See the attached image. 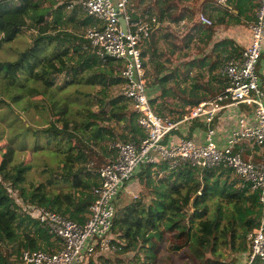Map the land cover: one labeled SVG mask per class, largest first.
<instances>
[{"label": "trees", "instance_id": "16d2710c", "mask_svg": "<svg viewBox=\"0 0 264 264\" xmlns=\"http://www.w3.org/2000/svg\"><path fill=\"white\" fill-rule=\"evenodd\" d=\"M79 1L0 0V52L3 45L15 41L24 31L37 33L35 43L20 53L17 60L0 63V81L7 93H15L11 97L13 102L24 100L26 95L42 100V96L47 95L53 101L48 107L51 119L43 131L45 137L41 138L40 132L32 128L24 132L32 131L36 138L34 152L48 149L56 164V167H48L51 175L46 183L29 194L23 184L27 182L30 164L24 161L13 164V151L8 146H0V264H22L23 251L53 253L59 249L58 240L30 216L25 206H20L19 198L13 196L14 191L19 192L25 205L34 204L83 225L95 201L93 189L100 184L99 168L117 158L112 145L117 142L140 144L147 137L138 125L137 113L122 94L106 100L98 92L100 106L99 111L94 112L90 108L91 93L77 90V86H89L93 90L97 86L123 83L122 76L115 75L114 65L119 62L109 60L103 64L93 51L83 50L86 40L80 31L93 25L94 20L77 6L70 11L67 9L71 2ZM252 2L229 0V5L233 3L242 12ZM156 3L162 14L161 22L169 19L179 23L191 17L192 11L182 5V0H157ZM156 3L151 1L147 10ZM24 9L29 11L25 20L8 16ZM222 23L220 16L207 31H213L214 26ZM220 46L214 49L215 54L191 63L190 68L197 71L195 81L203 79L204 68L215 72L211 78L220 82L224 90L226 79L216 72L223 66L225 50ZM181 67L154 83L164 86L178 78ZM61 75L72 78L61 86L57 83ZM186 77L184 82L189 78ZM71 87H76L75 96L69 93ZM198 90L194 86L187 92L182 91L186 98L176 109L163 104L158 111L154 109L155 101L149 99L158 115L165 116L164 111H169L174 121H180L184 117V106L206 101L198 97ZM169 92L165 90L162 96H169ZM79 95L85 96L87 101L74 113L72 105L81 102ZM187 125L190 134L181 136ZM191 128L205 131L199 119L181 124L171 135L192 140ZM43 141H47L46 146H42ZM257 149L264 153V149ZM161 174L164 179L159 178ZM134 181L141 183L143 193L116 207L113 231L121 242L118 252L109 257L95 255L88 264H158L164 244L169 245L171 253L185 251L190 264H236L237 260H223V250H230L241 259L249 253L248 236L260 228L264 206L258 193L244 186L232 170L200 171L188 165L171 170L166 163H160L156 167H143L129 184ZM24 220L26 230L21 232L18 224ZM32 228L33 233L27 234ZM253 264H264V261L258 259Z\"/></svg>", "mask_w": 264, "mask_h": 264}, {"label": "built area", "instance_id": "2783aa9c", "mask_svg": "<svg viewBox=\"0 0 264 264\" xmlns=\"http://www.w3.org/2000/svg\"><path fill=\"white\" fill-rule=\"evenodd\" d=\"M129 3L130 0H80L69 4L67 9L70 11L77 6L94 20L83 36L86 40L83 49L93 51L103 63L113 60L122 65V95L137 113L138 125L147 137L140 144L117 142L112 145L117 158L98 170L100 184L93 189L95 201L85 224L24 204L28 213L58 240L59 249L53 253L23 251L22 264H88L95 255L116 254L121 245L113 231L117 200L147 166L166 163L171 170L185 165L200 171L230 169L244 186L258 193L264 206V161L256 163L244 157L245 151L264 149V92L257 72L264 48V0H257L255 20L249 25L250 45L238 57H225L220 71L226 79L224 90L212 99L185 107L180 121L158 115L150 103L142 50L151 38L152 20L149 15L135 18L128 11ZM215 4L227 9L230 6L229 0H215ZM192 23L214 25L213 20L200 11ZM187 24V20L180 22L183 28ZM240 105L254 108V125H247L241 119L238 130L231 133L226 144L217 143L215 122L218 116L223 110ZM199 119L205 126L203 144L171 135L181 124ZM132 197L136 199L137 195ZM248 242L250 251L242 264H253L258 259L264 261V217L260 228L249 234Z\"/></svg>", "mask_w": 264, "mask_h": 264}, {"label": "crops", "instance_id": "0c3cea01", "mask_svg": "<svg viewBox=\"0 0 264 264\" xmlns=\"http://www.w3.org/2000/svg\"><path fill=\"white\" fill-rule=\"evenodd\" d=\"M151 1L157 2V0H130L128 11L135 18H143L149 15L152 20V35L148 43L143 47L142 55L144 58L147 91L150 99L155 101L154 109L159 111L160 106L163 104L169 109H176L178 106H182L184 98H186L182 95V91L187 92L194 86L199 88L197 95H199L198 97H202V100H209L220 94L223 91V85L211 78L215 72L212 73L208 71V68H204L201 71L203 79L195 81L194 75L197 71L195 68L191 69L190 64L215 54L214 49L217 45H221L220 49L225 50L223 62L226 56H240L251 42L249 25L255 20L257 0H253L252 5L247 6L245 9L243 8L242 12L241 10H237L233 3L230 4L229 9L224 7L222 9L216 6L215 0H182V5L192 11L191 17L186 19L188 21L186 28L180 26V22L174 23L169 19H164L161 22L159 18H161L162 14L157 3L151 10H147ZM199 11L205 13L215 23L221 16L223 17V23L214 26L213 31H207V26L192 23L195 14ZM173 12L177 13L178 10H174ZM179 66H182V72L177 73L178 78L172 79L164 86L154 83L156 80L174 73ZM221 68L216 69L217 74H220ZM257 72L261 88L264 92V48ZM186 76L189 78L184 82V79L187 78ZM165 90L171 92H169L170 95L167 97L162 96ZM193 100H196V98H193ZM187 106L192 105H186L184 108ZM164 114L171 118L173 115L169 111H164ZM241 119L247 125H254V108L240 105L223 110L215 122V129L217 131L216 142L224 146L231 133L238 130ZM190 126L191 124H189ZM189 127L188 125L185 126L184 134L181 136L189 133ZM191 130L193 129L191 128ZM204 136L205 131L203 129L194 128L191 133V139L197 141L198 145L203 144ZM243 147L245 146L243 145ZM255 151L258 153L256 154ZM260 151L258 149L245 151L244 157L256 163L262 162L264 161V153ZM129 185L126 191L119 196L117 205L125 204L131 199L133 194L140 196L143 193L144 187L139 181H134Z\"/></svg>", "mask_w": 264, "mask_h": 264}, {"label": "rangeland", "instance_id": "374dc122", "mask_svg": "<svg viewBox=\"0 0 264 264\" xmlns=\"http://www.w3.org/2000/svg\"><path fill=\"white\" fill-rule=\"evenodd\" d=\"M61 2H67V0H61ZM28 12V10L24 9L19 14H17L16 12H12L8 16L13 19H18L20 17L21 19L25 20ZM85 32L86 29H83L82 31H80V35L83 36ZM36 36V32L26 30L22 34H20L15 39V41L3 45L0 52V63L12 62L17 60L20 53H22L35 43ZM119 64L116 63L114 65L116 73L115 75H121V64ZM71 78V76H68L67 78L65 75L58 76L57 83L61 85L65 80H71ZM122 89L123 83L120 85L115 84L106 87L97 86L93 90L89 86H77V90L81 92L83 91L85 93H91L90 108L94 112L99 111L98 108L100 106L101 98L97 97L98 92H100L106 100H109L120 96L122 94ZM75 90L76 87L70 88L69 93L71 96H75ZM14 94L15 93L13 92L7 93L5 91L4 83L0 81V146H8L9 150L13 151L11 156L13 164H19L22 161L30 164L31 170L28 174L27 182L23 184V187L26 188L29 194H32L34 189H36L37 186L46 183L48 175H51L48 167H56V164L52 161L53 156L51 154V151H49L48 149L45 148V151L34 152L33 148L35 146L36 138L33 136L32 131L29 133H26L24 131L26 128H32L40 132L39 134L41 138L45 137L43 131H45L48 126V122L51 119L50 108L48 107L49 104H51L53 101H50L47 95L42 96L43 100L34 99L26 95V98H24V100L13 102L11 97H13ZM63 95H65V93H63ZM78 97L81 99V102H75L72 105V111L74 113L80 111L81 105H83L82 102L87 101L86 97L83 95H79ZM58 100H61L59 96ZM78 118L79 117H77V120H80V118ZM63 140H66V138ZM42 144V146H46L47 141H43ZM5 147H2V149ZM96 150L100 152V148L97 147ZM164 177L165 176L163 174L159 175L160 179H164ZM155 188H158V184L155 185ZM13 196L16 199L19 198L20 206H24V200L23 198L19 197V192L14 191ZM27 205L28 204H26V206ZM26 225L27 222L25 220L23 222L21 221V223L18 224L19 230L21 232H24L26 230ZM33 231L34 229L32 228L27 234L33 233ZM186 254L187 253L185 251L171 253L169 245L164 244L161 247L158 264H171L172 262L173 264H190V261L187 258ZM103 256L109 257L113 255L104 253ZM169 256L170 259L168 258ZM223 260L227 262L237 260L236 264H242L243 261V259L238 257V255L232 253L230 250H223Z\"/></svg>", "mask_w": 264, "mask_h": 264}, {"label": "water", "instance_id": "95a60500", "mask_svg": "<svg viewBox=\"0 0 264 264\" xmlns=\"http://www.w3.org/2000/svg\"><path fill=\"white\" fill-rule=\"evenodd\" d=\"M121 25L123 26V28H124V22H123V20L121 19Z\"/></svg>", "mask_w": 264, "mask_h": 264}]
</instances>
